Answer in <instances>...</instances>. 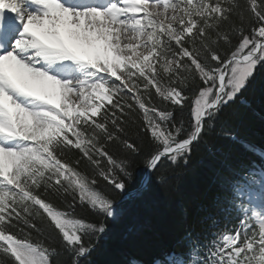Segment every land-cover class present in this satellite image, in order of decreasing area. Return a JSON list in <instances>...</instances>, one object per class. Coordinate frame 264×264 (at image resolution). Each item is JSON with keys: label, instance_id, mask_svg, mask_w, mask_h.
<instances>
[{"label": "snow or ice", "instance_id": "snow-or-ice-1", "mask_svg": "<svg viewBox=\"0 0 264 264\" xmlns=\"http://www.w3.org/2000/svg\"><path fill=\"white\" fill-rule=\"evenodd\" d=\"M258 68L264 0H0V264H91L137 159L171 185L222 139L261 162L153 264H264V149L229 117Z\"/></svg>", "mask_w": 264, "mask_h": 264}, {"label": "trees", "instance_id": "trees-1", "mask_svg": "<svg viewBox=\"0 0 264 264\" xmlns=\"http://www.w3.org/2000/svg\"><path fill=\"white\" fill-rule=\"evenodd\" d=\"M245 98L248 104H237L229 113L232 131L239 140L264 149V69H257ZM217 147L220 152L216 155H209L203 148L193 153L187 169L178 172L171 185L162 186L153 179L147 189L141 187L145 164L142 158L137 159L136 182L117 197L120 215L108 220L109 230L91 254V264H130L132 260L153 264L155 258H163L164 251H180L176 246L187 224L193 221V209L225 192L218 174L233 178L226 165L243 173L252 161L261 162L259 156L245 151L241 143L222 139ZM201 230L197 222L195 231Z\"/></svg>", "mask_w": 264, "mask_h": 264}, {"label": "water", "instance_id": "water-1", "mask_svg": "<svg viewBox=\"0 0 264 264\" xmlns=\"http://www.w3.org/2000/svg\"><path fill=\"white\" fill-rule=\"evenodd\" d=\"M149 175V173H148V171L146 170V172H145V177H147ZM144 177V178H145Z\"/></svg>", "mask_w": 264, "mask_h": 264}]
</instances>
